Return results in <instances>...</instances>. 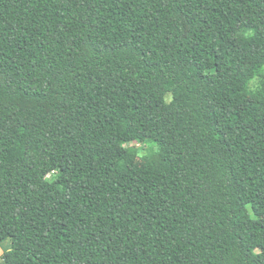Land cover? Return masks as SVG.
Returning a JSON list of instances; mask_svg holds the SVG:
<instances>
[{"label":"trees","instance_id":"obj_1","mask_svg":"<svg viewBox=\"0 0 264 264\" xmlns=\"http://www.w3.org/2000/svg\"><path fill=\"white\" fill-rule=\"evenodd\" d=\"M263 67L264 0H0L5 264H264Z\"/></svg>","mask_w":264,"mask_h":264},{"label":"rangeland","instance_id":"obj_2","mask_svg":"<svg viewBox=\"0 0 264 264\" xmlns=\"http://www.w3.org/2000/svg\"><path fill=\"white\" fill-rule=\"evenodd\" d=\"M264 70V67H263ZM256 80H253L250 85L254 86ZM169 97V96H168ZM126 146L131 148L135 154V163L137 165H142L145 161L151 156H155L157 154V146L153 142H140L133 141L127 143ZM51 176V175H50ZM74 176L73 172L68 173V177L72 178ZM10 256V241L5 240L0 244V264H5Z\"/></svg>","mask_w":264,"mask_h":264}]
</instances>
